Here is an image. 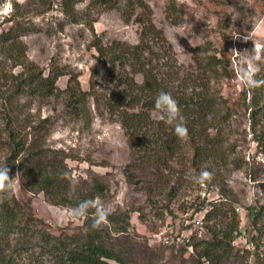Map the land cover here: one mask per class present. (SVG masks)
<instances>
[{
	"label": "rangeland",
	"instance_id": "obj_1",
	"mask_svg": "<svg viewBox=\"0 0 264 264\" xmlns=\"http://www.w3.org/2000/svg\"><path fill=\"white\" fill-rule=\"evenodd\" d=\"M66 1L72 7L64 14L59 0H12V4H16L12 16L20 22L31 23L37 29L21 37L25 55L19 62L17 58L5 60L0 57V113L11 83L10 76L22 70L20 67H13L14 64L23 62L26 66L27 62H31L38 69L45 70V74L52 68H59L63 72L56 81L54 96L41 99L36 95H16L14 102L18 112L15 111L14 115L20 114L21 119L26 118L27 132L31 126L48 121L44 146L61 150L67 155L66 163L73 178L71 195L76 190L90 192L91 189L102 188L103 191L95 193L93 205L109 207V214L118 218L129 215L126 232H121L120 229L126 223L118 225L107 221L99 226L107 228L109 246L116 248L119 254L121 252L120 256L127 264H150V252H160V245H166L163 239L174 237L177 233L186 231L195 241L209 236V226L222 230L232 218L230 208H234L239 217L238 229L241 231L235 244L240 248L250 247L247 235V229L251 227L248 208L264 204V153L256 144H248L245 137L249 132L253 135L264 133V110L253 132L250 110L241 106V92L246 87L238 82V73L253 67L258 69V79L264 76V47L260 52L261 59L253 60L256 54L253 41L244 42L234 38L254 31V42L264 46V0H177L187 6L185 9L182 7L186 13L183 19L176 16L180 11L178 8L173 15L167 13L168 0H132L133 3L138 2L132 13L139 15L145 22H150L165 39L159 43L154 41L151 46L154 52L163 56L160 60L156 59L161 66L158 68L159 74L166 76L168 63L173 66L176 74L167 78L169 87L174 88L173 92H177L178 88L184 90L182 79L191 73L199 75L201 84H206L209 93L219 98L216 105L218 114L213 116L215 119L211 120L213 125L209 131L212 136L218 135L223 142V146L219 147L220 157L223 154L226 156L225 161L217 164L204 162L200 170L208 168L213 174L212 179L204 184H197L192 179L198 173H193L190 168L189 144L187 140H180V151L167 158L169 165L162 176L164 184H152L155 187L151 192L142 187L143 184L136 175V167L140 166L138 154H133L123 129L117 121L111 119L106 110L104 96L112 88L108 84L111 63L101 65L96 59L93 44L95 36L102 34L105 43L113 41L127 46L135 45L139 42L138 22L134 18L129 23L123 20L121 9L126 7L124 5L127 0ZM2 2L4 0H0V5ZM10 25L11 23H7L0 26V32L7 30ZM232 49L239 51V56ZM222 51L229 56L232 74L215 78L210 74L205 80L200 73L202 70L197 69L196 61L204 66L206 56H215L228 67ZM117 53L123 54V47H117ZM241 56L243 60L240 59ZM125 58V71H120L119 75L128 74L140 84L141 75L133 72L130 65L132 61L126 55ZM165 62L168 63L163 66ZM221 67H217L218 72L224 70H220ZM94 70L97 71L94 73ZM67 90L76 93L82 90L96 92L97 101L88 97L83 105L86 116H75L69 110L67 102L70 94ZM261 94L260 106H263L264 88ZM246 96V101L250 104L254 94L249 91ZM151 113L156 119L153 111ZM1 118L0 115V127ZM169 128L172 129L173 126L169 125ZM1 139H4L3 135L0 136V166L7 156L6 143ZM247 146L249 149H245ZM134 171L135 174L130 177L125 174H132ZM15 185L18 199L28 200L34 215L41 220L34 228L35 236L66 227L68 233L72 234L85 229L86 223L95 219V214L73 218L69 213L74 208L52 205L42 193L34 195L22 189L16 181ZM172 187L174 190L171 196L169 192ZM207 201L216 204L226 202L220 210L217 209L215 219L206 220L204 214L210 208L209 204L204 209L200 207ZM230 204L232 207H229ZM199 211H202V215L198 214L197 219L202 223V234L201 237H195L194 234L199 231L198 226H194L193 230L185 229L184 221ZM258 228L262 232L263 246L260 252H263L264 216L260 219ZM164 251L160 262L156 264H195L194 252L186 250L181 254L177 250ZM29 262L27 255L23 254L21 264H30ZM220 264H253V259L224 258Z\"/></svg>",
	"mask_w": 264,
	"mask_h": 264
},
{
	"label": "trees",
	"instance_id": "obj_2",
	"mask_svg": "<svg viewBox=\"0 0 264 264\" xmlns=\"http://www.w3.org/2000/svg\"><path fill=\"white\" fill-rule=\"evenodd\" d=\"M137 3V1L133 3L132 0H127L124 5L126 7L121 9L125 23H129L132 18L138 22L140 30L137 44L127 46L113 41L105 43L102 34L95 36L93 44L97 53L96 59L101 65L105 66V64L111 63L108 84L112 88L104 96L106 110L111 119L117 121L123 129L133 154H138L137 159L140 166L136 167V175L143 184L142 187L151 192L155 187L152 184L164 182L162 176L169 165L167 158L175 155L181 147V142L174 134L173 128L170 129L169 125L167 126L152 116L155 99L161 91L170 93L181 109L189 132L187 143L190 154L188 159L193 173L197 171L199 175L202 170L209 171L208 168L200 170V166L204 162H208L210 165L217 164L219 161L223 162L226 156L223 154L220 157L219 147L223 146V142L217 137L218 135L212 136L209 131L213 125L211 120L215 119L213 116L218 114L216 105L219 98L209 93L206 84H201L199 75L191 73L187 78L182 79L184 90L178 88L177 92H173L174 88L169 87L167 82V78H172V74H176L173 71V66L171 63L165 62L163 66L168 63L166 76L163 73L159 74L158 68L161 66L158 65L156 59L160 60L163 56L154 52L151 46L152 42L159 43L165 39L160 36V33L154 29L150 22L147 23L139 15L132 13L133 8L137 7ZM59 6L64 14L72 7L71 3L66 0H59ZM182 7L185 9L187 6L177 0H168L167 13L173 15L178 8L180 11L176 13V16L183 19L186 13ZM13 16L8 20V23H11L10 27L0 32V57L5 60L17 58L19 62V59L25 55L21 37L35 32L37 28L35 29L31 23L20 22ZM117 47H123L124 55L117 53ZM221 54L227 59L228 67L224 66L222 60L215 56H206L204 66L200 61H196L197 69L202 70L200 72L202 78L207 80L210 74L214 78L232 74V70L229 68V56L224 51ZM125 55L128 60L132 61L130 65L133 72L141 75L142 82L140 84L136 83L128 74L119 75L120 71H125L127 61ZM15 66L22 70L18 74L10 76L11 83L1 105L3 110L0 113L2 116L0 136H4L1 141L4 140L6 143L7 156L0 168L6 166L10 170V177H15L16 183L22 189L34 195L42 193L52 205L76 209L81 202H93L96 198L95 193L103 191L102 188L91 189L90 192L76 190L71 195L73 178L66 163L67 155L61 150L44 146L48 121L44 120L40 124L31 126L27 132L28 121L26 118L21 119L20 114L14 115L15 111L18 112L16 109L18 107L14 102L16 95H36L41 99L54 96L56 81L63 75V72L59 68H52L45 74V70L38 69L31 62H27L26 66L23 62L14 64L13 67ZM218 66H222L220 70L222 68L224 70L218 72ZM96 71L94 70V73ZM258 75L259 72L255 75V79H264V76L258 79ZM198 82L200 84H197ZM263 88L264 86L253 89L243 88L241 92V106L245 110H250L253 132H255L254 127L264 110V105L260 106ZM249 91L254 94L250 104L246 101V92ZM257 91L259 92L255 94ZM66 92L70 94L67 107L75 116L82 114L86 116L83 105L87 98L93 97L96 100L98 97L95 91L90 90H82L80 93L71 90ZM96 103L98 104V102ZM251 134L249 132L246 137L248 138ZM246 137L245 140L248 144H256L257 148L259 147L264 153V133L252 134L250 139H246ZM245 149H249L248 146ZM243 156L245 155L243 154ZM135 171L132 174L129 172L125 174L130 177L135 174ZM17 173L19 174L16 175ZM65 173L67 176L64 175ZM262 186L264 187V183ZM172 190H174L173 187L169 192L171 196ZM224 203L226 202L221 201L216 204L213 201H207L202 203L201 209H204L207 204L210 205L206 212V220L215 219L218 214L217 209L220 210ZM229 207H232L231 204ZM248 209L251 227L247 229V235H249L250 247L240 248L235 244L234 241L241 236V231L238 229L239 217L235 209L230 208L229 212L232 213V218L226 222L227 224L222 230H217L215 226H209V236L192 240L195 264H220L224 258L231 257L234 259L251 257L253 264H264V250L260 252V248L263 246L261 243L262 232L261 228H258L259 221L264 216V204L251 206ZM95 212L96 208L89 207L86 215L90 217ZM128 219L129 215L120 218L111 214L107 216V221L112 224L126 223L120 227L121 232L127 231L128 221L126 220ZM89 222L86 223L85 229H79L72 234L68 233L66 227L35 236L34 228L38 223H41V220L34 215L31 203L28 200H19L15 192L10 197L0 193V264H21L23 254L27 255L30 264H127L120 256L122 253L119 254L116 248L109 246L110 239L107 228L93 227V219ZM160 246V252H150L152 253L150 264L160 262L164 250L170 249L172 252L177 250L181 254L183 251H188L185 246Z\"/></svg>",
	"mask_w": 264,
	"mask_h": 264
},
{
	"label": "clouds",
	"instance_id": "obj_3",
	"mask_svg": "<svg viewBox=\"0 0 264 264\" xmlns=\"http://www.w3.org/2000/svg\"><path fill=\"white\" fill-rule=\"evenodd\" d=\"M10 5L13 13L14 4H12V0H10ZM253 37L254 31H251L243 37L237 35L234 39H242L244 42H247L248 40L253 41V49L256 53L253 57V60H260V52L262 50V47L264 46L256 44L253 40ZM232 52H235L238 56L240 54V52L236 49H232ZM240 59L243 60V57L241 56ZM257 71L258 69L253 67H249L248 69L242 70L240 73H238V82L243 87H246L248 89L264 86V80L255 79ZM153 114L158 121H162L167 125L173 126L174 134L179 140L186 141L189 138L188 128L186 127L184 117L181 114V109L178 105V102L171 96L170 93L161 91L157 95L154 103ZM9 171L10 170L6 166L0 168V193L10 197L15 192L16 185L15 177H10ZM18 174L19 173H17L16 175ZM64 175L67 176V173H65ZM212 175L213 174L211 172L207 170H202L198 176H195L192 179L197 184H204L205 182L210 181L212 179ZM92 206L96 207L93 227H99L101 224L107 222V216L110 213L109 207H105L102 204L93 205L92 201H84L81 202L76 209L71 210L69 214L73 218L83 217L87 214L88 208Z\"/></svg>",
	"mask_w": 264,
	"mask_h": 264
},
{
	"label": "built area",
	"instance_id": "obj_4",
	"mask_svg": "<svg viewBox=\"0 0 264 264\" xmlns=\"http://www.w3.org/2000/svg\"><path fill=\"white\" fill-rule=\"evenodd\" d=\"M11 14H12V8L10 5V0H4V2H2V4L0 5V26L7 24V20L11 17ZM248 137L250 138V135ZM206 212L204 214L205 216H206ZM198 214L202 215V211L195 213L193 216H189V218L185 219L184 221L185 229L193 230L194 226H198L199 231L196 229L197 232L194 234L195 237H201L202 234V230H201L202 223L200 220L197 219ZM192 239L193 238L191 237V235L185 231L182 233L175 234L174 237H167L165 240L163 239V242L164 244L169 246L182 245L185 246L189 252H193Z\"/></svg>",
	"mask_w": 264,
	"mask_h": 264
}]
</instances>
